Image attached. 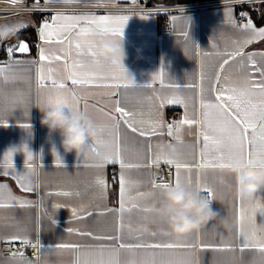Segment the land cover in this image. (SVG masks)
<instances>
[{
	"label": "crops",
	"instance_id": "1",
	"mask_svg": "<svg viewBox=\"0 0 264 264\" xmlns=\"http://www.w3.org/2000/svg\"><path fill=\"white\" fill-rule=\"evenodd\" d=\"M44 5L72 6L75 9L54 10L51 17L57 13L64 15H126L128 20L123 29L121 44L125 52L122 63L136 80L134 87L112 88L84 86L77 88L79 96L78 111L85 113L94 123L97 134L111 144L113 137L108 135V129L115 124L109 114L117 116L115 100L120 101V106L136 114L137 120L157 119L158 112L163 114L165 124L183 119L185 108L181 104H164L159 107L161 98L181 95L187 104L189 118L200 120V71L201 64L205 79L203 82L204 99L212 100L211 87L219 64L226 57L216 55L217 52L232 51L237 44L250 38V30H240L236 20L241 9H244L248 20L251 19L256 28L264 27L247 12L245 7L217 6L211 8L187 9L172 12L170 20L173 32L161 34L158 31L162 19L153 12H131L100 10L102 6H127L134 0H73L65 3L64 0H39ZM202 2V1H199ZM197 3V2H190ZM153 4V3H151ZM181 4H153V5H182ZM254 5V4H251ZM40 19L37 20V17ZM42 14L34 13L27 16L4 20L1 25L28 24L33 26L37 34L35 52H14L12 56L0 59V120L7 124H0V264H97L100 260L99 253L103 246L105 262L116 259L118 250L119 264H160L161 259L172 257L182 260L185 264H264V254L258 249L248 248L241 250L237 240L238 212L240 196L235 178L226 170L194 168L191 173L181 170L182 185L187 186L189 175L192 185L209 187L214 192L212 208L217 215L209 218L198 231V235L176 238L171 235H162L166 232V216L158 211H144L145 208L162 209L164 190L153 187V180L168 178L171 171L170 182L174 179V165L161 162L158 166L149 164V156L156 155L174 156L189 164H199V149L201 138L199 123L193 126L184 125L178 135L181 140L174 139L167 134V128L150 137H141L138 132L133 133L121 121L119 127L121 151L127 164L132 167L124 169V176L131 189L134 202L139 205L123 216L124 230L121 240L97 239L117 235L118 213L107 212L106 209H117L120 165L99 166V159L89 151L77 154L65 152L61 137L58 132H49L47 126L41 123V101L45 104L48 100V90L38 85L40 61L38 49L43 47L50 57L64 55L61 48L67 49V44H45L40 40L38 31ZM147 17V18H144ZM189 19V23H188ZM34 20L38 26L34 25ZM48 21V20H47ZM230 21H235L234 26ZM49 23L51 21H48ZM19 29L16 32L20 31ZM188 32L186 38L182 33ZM24 39V38H23ZM98 47L103 43L117 41L119 38L111 35L90 37ZM22 39H11L7 48L18 45ZM26 40V39H25ZM235 42V43H234ZM245 53H251L257 66H264V39L257 38L244 48ZM211 53V55H204ZM73 59H80L86 67L79 71H97L109 73L108 62L100 57V66L92 63L88 56L77 57L73 49ZM243 60L244 66L241 67ZM17 61H19L17 63ZM163 67L164 83L195 84V88L174 89L161 87L160 81H153V76ZM45 75L51 68L52 75L63 80L67 73L62 61L44 63ZM247 56L231 60L225 66L223 76L227 83L242 84L246 75L251 71ZM69 87L70 81L67 82ZM151 85V86H141ZM118 91V95L109 93ZM152 97L151 100L148 98ZM55 98V94H53ZM85 102L87 109L85 110ZM22 123H29L30 129L22 127ZM139 127V125H138ZM22 145L33 153V168L30 173L31 192H25L17 180V176L27 168L26 155L21 149ZM149 145L151 149L149 150ZM171 145L172 147H169ZM17 149L13 153L12 167L7 166L4 154L10 149ZM173 148L175 151H173ZM109 150H111L109 148ZM56 155L61 157L57 163ZM7 172V175L5 173ZM97 177L107 180L106 194L96 183ZM69 192L71 195L60 193ZM137 193H144L137 196ZM203 194V193H202ZM254 201L246 200L245 207L255 202L264 203V187L255 194ZM21 201L30 203L21 207ZM10 205V206H4ZM54 205H61L56 208ZM78 210L77 214L83 218L77 219L72 214V209ZM91 213V215H88ZM54 218L55 223H52ZM258 224L264 223V213L257 212ZM246 227L247 220H246ZM68 229H73L69 232ZM146 229V231H145ZM92 235H81L80 233ZM157 233L152 236L151 233ZM12 236L28 237L32 243L39 239V255L24 254V260L13 257V254H3L2 244ZM137 239L148 243L174 242L194 243V249L165 250L159 249H125L120 248V243H136ZM15 242H20L19 240ZM201 242L221 246L219 250H203ZM76 244L78 249H61L54 247L56 244ZM231 244L233 250L223 248ZM42 246V247H41Z\"/></svg>",
	"mask_w": 264,
	"mask_h": 264
},
{
	"label": "snow or ice",
	"instance_id": "2",
	"mask_svg": "<svg viewBox=\"0 0 264 264\" xmlns=\"http://www.w3.org/2000/svg\"><path fill=\"white\" fill-rule=\"evenodd\" d=\"M16 3L17 0H12ZM65 3L73 2V0H64ZM38 9V0L36 5ZM247 15V14H242ZM126 15H95V14H81V15H64L57 13L51 17V22L47 20L40 23L38 35L41 41L45 44H67V49L61 48L60 51L64 55H55L50 57L47 50L43 47L38 49V57L40 63L39 73H38V85L41 90H48V100L45 104L41 101V107L54 106L57 104H63L66 108H72L78 111L79 96L77 94L78 87L84 86H96L104 88H112L119 90L124 87L127 88L125 83V76L127 70L122 62L110 63L106 58H103L105 62H108L110 66L109 73H101L97 71H79L83 69L86 65L80 59H73V49H75V54L77 57L88 56L92 58V63L94 65L100 66V53L97 42L90 37L96 36H107L111 35L121 39L123 34V29L128 20ZM147 18V17H144ZM234 26L235 21H230ZM189 23V19H188ZM30 27L28 24H18L15 27V31L19 29H26ZM240 30H250L253 35L245 39L242 43L237 44L236 48L232 51H225L223 53L217 52L216 55L226 57L219 64L218 71L215 74L214 81L211 87V92L213 94L212 100H205L203 93V82L205 79V74L203 70V64H201L200 71V101L199 107L200 120L197 122L195 119L189 118L187 115V104L185 99L181 95H173L166 98H161L159 94H155L156 98L159 100V107L162 108L164 104H181L185 108V115L183 119L165 124L163 120V114L158 112L157 119L148 120H137L136 114L127 111L124 107L120 106V101L117 99L114 101L115 112L117 116H112L109 114L110 119L115 121V124L108 129V135L113 137L111 144L108 140L104 139L102 135L97 134L93 139L89 141L91 152L99 159V166L104 165H120L119 174V188H118V204L117 209H106L107 212L116 211L118 213V225H117V235L107 236V237H97V239H107V240H121L122 233L124 230L123 216L125 212H130L133 208L139 207L138 204L132 202L129 206L130 201H134V197L131 196V189L128 187V181L124 176V169L132 167L131 164H127L123 158L121 151L119 127L121 121L123 124L131 130L133 133H137L141 137H150L157 134H163L159 130L162 128H167V134L170 137L174 136V139L180 141L181 137L178 133L181 131L184 125L193 126L199 123L200 131L198 137L201 138V147L199 149V164H189L182 162L181 160L175 158L174 156H163L156 155L155 157L149 156V164L158 166L161 162L167 165H174L175 173L172 182H166L163 184H156L155 179L153 180V187L160 188L164 191L171 190L173 188H179L182 186L181 182V170H186L189 173L194 168H199L201 170L206 169H225L228 165L232 163L233 160L239 159L245 163H252L251 157L253 155L264 156V66H257L256 61L252 58L251 53H245L244 48L254 42L255 39H264V27L256 28L251 19L247 23L240 24L238 26ZM186 38L189 36L188 32L182 33ZM235 43V42H234ZM19 51L20 53H28L30 51L29 45L25 42H20L18 45L9 46L5 50L7 56H12L14 52ZM204 55H211V53H204ZM247 56L250 62L251 71L246 75L244 82L242 84L227 83V78L223 76L225 66L229 64L231 60L238 57ZM53 61H62L66 70V77L63 80H58L52 75V69H48V75H45L44 63H52ZM19 61H17L18 63ZM244 66L243 60L241 61V67ZM4 69L0 68V72ZM159 80L161 87H170L174 89L184 88H195V84H183L179 85L177 83L167 84L164 83V70L163 67L160 71L153 76V81ZM68 81H70L71 86H68ZM141 86H151V85H141ZM55 94V98H53ZM111 96L118 95V91L109 93ZM149 100L152 97L148 98ZM87 109V103L85 102V110ZM0 124H7L6 120H0ZM139 125V127H138ZM25 129H30L29 123H22L21 125ZM169 147H172L169 145ZM109 148L111 150H109ZM151 145H149V150ZM25 152L26 160L25 164L27 168L24 172L17 176L18 182L25 192L33 191V188L29 183L25 181H30V173L34 171L33 168V153L27 148V145H22L21 149ZM17 149L13 148L8 150L4 154V158L7 161V166L12 167L13 153ZM173 151L175 149L173 148ZM57 163L61 162V157L56 155ZM257 166L264 167V159L257 160ZM7 175V172L5 173ZM97 185L100 186L103 193L106 194L107 180L104 177H97ZM192 179L189 175L187 180V186L192 185ZM185 186V185H183ZM198 190L203 193L207 198L213 200L214 192L209 187H201L199 184L196 185ZM0 187H6V185H0ZM240 204L238 212V229H237V240L241 246V250L253 248L258 249L262 254H264V223L258 224L256 220L257 212L264 213V203L255 202L249 207H245V201H254V197L251 193L240 192ZM62 195H71L69 192L60 193ZM144 193H137V196H143ZM29 201H21L20 206L23 207ZM10 206V205H4ZM54 207L59 208L61 205H54ZM144 211H158L163 214L162 210H157L155 208H145ZM78 210L76 208L72 209V214L77 219L83 217L77 214ZM91 215V213H88ZM246 220L247 225L246 227ZM52 223H55L54 218H52ZM69 232L73 229H68ZM146 231V229H145ZM81 235H92L89 233H80ZM162 235H170L169 233L161 230ZM190 234L198 235V232H193ZM152 236H156L157 233H151ZM189 235V234H188ZM186 235V236H188ZM19 240L22 245L36 247L40 241L37 239L36 244H33L31 239L28 237L12 236L8 238L6 242L13 243ZM42 247V246H41ZM54 247L61 249H78L80 246L76 244H56ZM120 248L125 249H159L162 253L165 250H175V249H194L196 244L194 243H174V242H158V243H148L137 239L136 243H120ZM201 249L208 250H219L221 246L206 244L201 242ZM225 249L233 250L234 246L231 244H226L222 246ZM100 260L97 264H119L118 260V250L116 251V259L104 261L103 256V246L101 252L99 253ZM13 257H19L24 260V254L19 252H14ZM26 264H33L32 261H26ZM77 264L79 262L77 261ZM155 264V261L152 262ZM160 264H185L182 260H177L172 257L166 259H161Z\"/></svg>",
	"mask_w": 264,
	"mask_h": 264
},
{
	"label": "clouds",
	"instance_id": "3",
	"mask_svg": "<svg viewBox=\"0 0 264 264\" xmlns=\"http://www.w3.org/2000/svg\"><path fill=\"white\" fill-rule=\"evenodd\" d=\"M14 34L15 25H0V41ZM99 53L110 63L122 62L125 56L120 39L101 44ZM124 79L128 87L136 85L135 77L130 72L127 71ZM39 108L43 113L41 123L47 126L49 132L59 133L65 152L81 154L89 151V141L96 135V126L85 113L66 108L63 104ZM261 159L264 156L253 155L252 163L233 160L223 169L234 176L239 192L255 194L264 187V167L255 163ZM163 200L165 203L161 210L166 216V232L176 238L198 232L209 218L217 215L211 206L212 200L202 194L196 185L166 190Z\"/></svg>",
	"mask_w": 264,
	"mask_h": 264
},
{
	"label": "built area",
	"instance_id": "4",
	"mask_svg": "<svg viewBox=\"0 0 264 264\" xmlns=\"http://www.w3.org/2000/svg\"><path fill=\"white\" fill-rule=\"evenodd\" d=\"M264 3V0H206L197 3H189L182 5H153L150 0H134L127 6H102L98 7L100 10H114V11H131V12H153L162 17L159 22L158 31L161 34H170L173 32L172 23L170 16L174 11L187 10V9H200V8H211L217 6H238L245 7L246 5ZM37 1L31 0H17L13 3L12 0H0V25L4 20L27 16V14L40 13L42 14L41 20L51 21L50 13L54 10H69L75 9L72 6H61V5H44L38 2V9L36 8ZM244 9L240 10L236 24L247 23L248 18ZM34 25L38 26V22L34 20ZM3 41H0V48L3 45ZM168 176H171V171L168 172ZM163 178L158 180L159 183L170 182V178ZM213 203V201H212ZM36 244V243H33ZM3 254H13L14 252H19L23 254L39 255V244L36 247L25 246L20 242L8 243L4 242L2 244Z\"/></svg>",
	"mask_w": 264,
	"mask_h": 264
},
{
	"label": "trees",
	"instance_id": "5",
	"mask_svg": "<svg viewBox=\"0 0 264 264\" xmlns=\"http://www.w3.org/2000/svg\"><path fill=\"white\" fill-rule=\"evenodd\" d=\"M37 1V0H31ZM39 1V0H38ZM206 0H150L153 4H181V3H190V2H199ZM247 12L256 20L257 23H264V3H258L254 5H250L246 8ZM40 19V16L37 17V20ZM26 39L31 47L32 52H35V41L37 40V34L33 26H30L26 29H22L16 34H14L11 38L4 40L3 45L0 48V59H4L8 57L5 54V50L7 49V44L11 39Z\"/></svg>",
	"mask_w": 264,
	"mask_h": 264
},
{
	"label": "water",
	"instance_id": "6",
	"mask_svg": "<svg viewBox=\"0 0 264 264\" xmlns=\"http://www.w3.org/2000/svg\"><path fill=\"white\" fill-rule=\"evenodd\" d=\"M20 42H25V43H27L28 45H29V49H30V51L29 52H31V47H30V44H29V42L27 41V40H25V39H22ZM19 52V51H18ZM28 52V53H29Z\"/></svg>",
	"mask_w": 264,
	"mask_h": 264
},
{
	"label": "rangeland",
	"instance_id": "7",
	"mask_svg": "<svg viewBox=\"0 0 264 264\" xmlns=\"http://www.w3.org/2000/svg\"><path fill=\"white\" fill-rule=\"evenodd\" d=\"M258 4V3H257Z\"/></svg>",
	"mask_w": 264,
	"mask_h": 264
}]
</instances>
